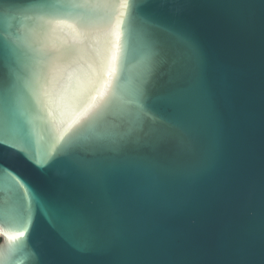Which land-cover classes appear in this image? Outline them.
Masks as SVG:
<instances>
[{"label": "water", "instance_id": "95a60500", "mask_svg": "<svg viewBox=\"0 0 264 264\" xmlns=\"http://www.w3.org/2000/svg\"><path fill=\"white\" fill-rule=\"evenodd\" d=\"M0 264H264V0H0Z\"/></svg>", "mask_w": 264, "mask_h": 264}, {"label": "trees", "instance_id": "16d2710c", "mask_svg": "<svg viewBox=\"0 0 264 264\" xmlns=\"http://www.w3.org/2000/svg\"><path fill=\"white\" fill-rule=\"evenodd\" d=\"M0 241H1V239H0Z\"/></svg>", "mask_w": 264, "mask_h": 264}]
</instances>
